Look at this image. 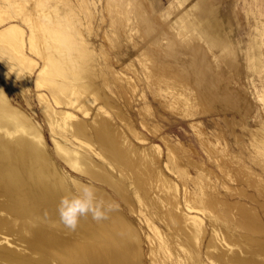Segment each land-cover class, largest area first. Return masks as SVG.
<instances>
[{
	"label": "bare ground",
	"instance_id": "bare-ground-1",
	"mask_svg": "<svg viewBox=\"0 0 264 264\" xmlns=\"http://www.w3.org/2000/svg\"><path fill=\"white\" fill-rule=\"evenodd\" d=\"M57 1L58 0H55L53 5H51V3L48 5H51V8H56L54 10H57ZM179 1L182 2V4L187 3L188 5L187 7L183 8L182 11L176 13V15L171 12L173 14L171 18L172 24L174 23L173 26L176 27L179 32L186 35L185 37L193 38L196 36V38H199L206 44L212 55L215 57L216 65L220 68L218 72H220L223 78V83H219V85L227 83L230 75H233V79L238 77L239 81V76H243L250 79L251 82H254V74L264 71V62H262L260 58L261 50H259L260 42L257 40L258 38L256 36L251 37L247 44V48L245 49L246 51L244 54V61H242L240 60L241 58H238L239 54L237 53L233 42L227 34V29L224 26L223 21L218 17L213 5L210 3L212 1ZM36 4L44 5L43 3H40L39 0H37ZM63 4H65V2ZM69 7L71 8V6ZM140 7L141 6L139 5L138 8ZM58 8L60 9V7ZM2 9L5 10L4 8ZM73 9L68 11L64 9L66 12H62L65 13L63 17L66 15L65 18H63L65 22L61 21L62 23L64 22L65 26H69V24L72 25L75 20L74 16L78 15ZM17 10L21 16L23 15L25 20H28V36L25 38V30H23V27L16 22H11L8 25L2 27L0 29V53L14 59L16 63L19 62V64L21 63L25 66L27 63L31 62L29 57H27L22 50V47L25 45V43H27L30 50H35L39 53V55H41L40 57L43 58V65L36 73L35 83L38 85L47 84L50 93L57 104H62L59 106H68L67 104H69V102L76 103L78 102L77 100L79 98L87 100L84 97L89 93L90 95L93 93L98 98H100L101 104L97 105L94 112H90V108L87 107L89 104H78L77 108H79L82 113H86L85 115L90 116V119H80V117H78V115L72 110L61 108L54 110L48 104L49 101L46 102L47 100H44L42 103V107H44L43 110H45L44 113L48 118V126L51 128L50 134L51 139L53 140L54 151L59 156L58 158L66 165L89 177L90 182L86 183L76 177L68 175L62 166H60L52 158L51 152L49 151L44 138L42 126L39 123L33 121L30 116H28L22 109L18 107V105H13L5 93V89L0 87V264H141L139 234L134 227L135 225H133L132 221L122 211L123 206L121 204L124 203L130 212L140 213L141 207H138L134 201L135 196L142 200L141 204H145L148 214H152L149 212L154 211L155 213H153L156 215L160 213L163 215L166 214V216H168L167 218H170L175 222L178 221V223L181 225L180 228H182L187 234L186 236H188L191 241L194 240V243H196L197 247H199L203 237H201V235L206 229L202 221L203 216L201 217L199 215V212L202 211V209H206L205 206H202L203 208L200 207L202 202L205 201V198L202 195L199 196L197 193H191L186 188L187 186H183L185 187L183 198L186 204L185 206L188 208V210L184 211L182 210L184 207H179L178 188L180 186L178 187V183L174 178L169 177V175L165 173L163 166H161L159 163V158L162 153L161 145L158 142H148V144H143L147 140L144 133L134 127L133 123L131 122V118L129 119L127 115L128 113L126 114L121 104L117 102L112 95L109 93L107 94L106 91H104L103 86L109 85V81L106 79L107 77H104L106 70L103 68L104 66L100 67L94 65V57L91 58L92 55L90 57L89 47L84 46L86 40H83V45H73L74 26L69 28L70 31H63L62 33L58 32L57 17L52 16L49 11L41 10L42 13H39L40 15L36 14L37 16L35 15L36 17H33L29 15L30 13L28 14V11L24 9V6H20ZM118 10L120 9L118 8ZM53 12L55 13L56 11ZM133 12L134 11H132V13ZM138 12L140 11L138 10ZM142 12L144 11L142 10ZM60 13L61 12L59 11V14ZM120 13H122V11ZM122 16L123 17H121L119 14L117 17H115L119 26L124 24L125 18H128L127 13L126 16H124L122 13ZM23 17H21V19H23ZM138 17L140 18V21L143 20L144 24L146 22V25L143 26L145 32L152 30V26L149 24L151 21L147 23V18H145L143 14H140ZM4 19L5 18L0 17V22L4 21ZM114 25L116 26V23ZM118 25L114 28V30L115 32L118 31L116 34L117 37H120ZM58 26L61 27V25ZM76 26L77 25L75 23V27ZM123 26H125V24ZM78 30L79 29L77 28V31ZM260 32L262 38H264V28L260 29ZM77 37H79V34ZM82 39L83 38L80 40ZM118 41L119 40H117V43ZM3 44L11 45L16 50L17 54L10 55L6 48H4ZM111 45L113 47L114 44ZM196 46H198V44ZM199 47L201 46L199 45ZM197 49L200 50V48ZM199 50H197V54H194L195 56H193L196 63L202 58L203 55L202 52V55H199ZM145 52L149 53V51H144V53ZM106 54L103 53L102 55L105 59L107 58ZM116 56L119 55L117 54ZM204 56L205 54L203 57ZM203 60L205 59L203 58ZM195 62L193 64V67H195V77H185L184 79L187 81L190 79L195 83L194 89L196 92L193 90L194 93H190L189 91L185 90L186 87H184V89H180L181 87H178L179 89L176 90V94L178 95V98L180 97V101L189 102L192 98L196 99L194 97H197L198 101L199 99L205 100L202 97H205L203 96L204 93L206 95L208 93L204 91L209 89V93L210 91L213 93L211 96H214V99L220 98L223 100L224 104L228 106L230 105L232 108L233 106H238L240 103L238 102L240 100L238 98L239 96H237L238 94L233 92L234 90L228 91L227 88L224 87H222V89H225L223 92H221L222 90L215 87V92L214 89H212L213 81L211 78L208 79L207 77H202V73L198 71V68L201 67H198L197 65L204 64V61L201 59L202 64L197 65H195ZM107 64L108 63H106V65ZM127 65L130 69H132V63H128ZM204 65L202 67L205 69ZM11 66L13 70L17 71L18 73L20 67L17 65ZM109 66L105 68L108 69ZM148 66L150 67V65ZM163 66L167 65L164 64ZM207 66L209 68L208 62ZM177 67L181 74L185 72L184 68H180L179 65ZM29 69H31V67ZM134 69L135 67L132 70L138 76V73ZM109 70L113 76V79L116 80L118 84H120L122 90H135L137 87L136 83L133 79L129 78V75H126L128 76L126 77L125 73H123V75L122 72L112 69L111 67H109ZM168 72L169 71H167V73ZM98 74H101L104 78V83L101 82V85L95 81V78L98 76ZM162 74L161 76L159 74L158 75L163 78L164 76H162ZM149 75H151V73H149ZM261 79V91H264V78ZM164 80L162 81L164 82ZM184 85H186V83ZM191 88H193L192 85ZM60 92L65 93L66 96L64 97H68V99L65 98L67 102H65V100H63L64 102L61 100V95L59 94ZM80 93H85V96L81 95L84 97H79L78 94L80 95ZM95 95L93 97H95ZM192 95H194V97H192ZM91 98L92 97H90V100L92 101ZM262 98H264V95H262ZM90 100H87V102ZM178 100L179 99H177V101ZM172 101H174V99ZM170 105H172V103ZM243 105L244 104L242 103V106ZM174 107L178 108L181 106L179 104L178 106ZM144 109L146 110L148 107H144ZM182 109L179 111V108L177 111L182 114L184 113ZM115 116L119 118L121 122H123L126 129L122 128L114 120ZM141 122L143 125L145 124L144 119H142ZM145 125L147 126V124ZM126 130H128V132L141 144L134 142ZM250 134L253 145L257 147L258 150L264 152V120H259V125L255 129H251ZM161 138H163L162 140L166 143V152L164 151L165 161L163 165L173 172H176L177 175L181 174V176H183V173L186 170H184L185 164L180 161L182 158L176 156V150L174 151L175 148L173 149L171 143H169L164 137L161 136ZM205 145L207 146V143H205ZM187 147L188 146L185 148ZM91 152L99 156L101 159H95ZM257 153L259 157L262 155H260L259 152ZM261 157H264V155ZM261 159L262 158L259 160ZM196 163L198 164L197 161ZM261 163L264 162L261 161ZM114 165L120 169V176L116 173V171L113 172ZM200 165H198V169ZM260 166H264V164H260ZM109 167H112V170ZM124 170H126V174H124L125 172H121ZM254 175L256 176V179L260 180V177H258L259 175ZM95 182L99 184H95ZM84 184L93 185L97 191L98 197L103 198L105 201L115 202L118 205V208L110 213L107 220L96 222L89 216L88 218H82L77 228L75 230H71L66 228L59 221L57 207L62 196L77 192ZM153 185H156L157 190L160 191L156 198L158 201L162 202L165 207H167V210L164 213V210H161L158 207H153L152 203L154 204V202H150V195L149 198L147 194L145 195L147 190H151ZM141 188L144 189V194L139 192ZM156 192L154 193L156 194ZM117 197L121 202L117 199ZM154 197L155 196L153 194L152 199H154ZM222 205V208H228L230 204L226 201H222ZM155 208H157V210H155ZM227 208L225 209L227 210ZM205 212L206 211H204V213ZM141 213L143 212L141 211ZM211 215L213 216V214ZM236 215L234 216L235 218ZM240 215V218H237L239 220L238 224L236 225L238 229L231 225L232 223L230 224L228 221H226L225 218H227V216L221 215L223 221L222 225H219V227L222 226L224 230L219 229L220 231L216 230L218 227H216L214 224V218L217 220L219 217L217 218L214 215V218L211 217L208 219V221H210L213 226L210 223L212 230H210L209 237L205 242L204 252L211 254L210 249H218V246L215 245V242L220 241V244L222 242L225 246V251L220 255H213L214 253H212L213 258L217 260L216 262H221L222 264H264V238H259L261 233L258 235V237H256L253 233L256 231L264 233V226H262L264 224H261L259 221L260 219L257 217L256 211L250 209L248 206H241ZM218 216H220V214ZM144 219L146 220V224H148L149 218L145 215ZM151 222L149 224L151 227L150 229L157 234H160L161 232L159 227L157 228L158 225L155 226V222H152V224ZM175 222L172 224L175 225ZM176 229L178 230V228ZM165 234L166 233L164 232V235ZM174 235L172 234V236ZM177 237H179L178 234ZM158 238L160 239L159 242H161L159 243V246H161L160 251H169L170 246L167 241L170 240H166L162 236V233L160 236L158 235ZM170 242L172 243V241ZM173 246L172 249L174 248ZM184 247L186 248V245ZM237 247H239L238 250L235 249ZM175 251H177V249H175ZM182 251L183 249L181 252ZM211 251L214 252V250ZM188 252L189 256L191 257L190 259L195 257L194 253L191 252V249H189ZM156 253L153 255H156ZM177 253L179 252L177 251ZM182 253L185 254L184 251ZM209 254L206 255L210 256ZM181 256L179 257H184ZM189 256L185 255V258H189ZM162 259L163 257L160 258V260ZM210 260H212V257ZM171 263H173V261ZM173 264H182V262L176 260ZM194 264H199L198 260H196V263Z\"/></svg>",
	"mask_w": 264,
	"mask_h": 264
},
{
	"label": "rangeland",
	"instance_id": "rangeland-1",
	"mask_svg": "<svg viewBox=\"0 0 264 264\" xmlns=\"http://www.w3.org/2000/svg\"><path fill=\"white\" fill-rule=\"evenodd\" d=\"M39 1L40 3H43L45 7L42 4L37 5L36 4L37 0H17V1L0 0V10H1L0 17L5 18L4 21L0 22V29L11 22H16L23 27V30H25L24 31L25 38H27L29 33V24H28V20L27 19L25 20L23 15L21 16V14L18 13L17 9H19L20 6L21 7L24 6V9L28 11V14L30 13L29 15L33 17L40 15L43 10L49 11L52 16L57 17V31L60 33H62L63 31H70L69 28H72L74 26L72 44L75 46L83 45V40H86L84 46L89 47L90 57L91 55H92L91 58L94 57V61H93L94 65L100 67L104 66L103 68L106 70L104 77L105 78L107 77L106 79H108L109 85L103 86L104 91H106L107 94L109 93L110 95H112L114 99L121 104L126 114L128 113L127 115L129 119L131 118L132 121L131 120L130 121L133 123L134 127L144 133L147 140L143 144H148V142L149 143L158 142L161 145L162 153L159 158L160 159L159 163L161 166H163L165 173L169 175V177L174 178L178 183V187L180 186L178 188L179 189L178 192L180 193V195L178 193V200L180 204L179 207L180 208L181 206L182 208L184 207L182 209L184 211L188 210V208L185 206L186 204L183 198L184 188L186 186H187L186 188L191 193L193 192L197 193L199 196L202 195L205 198V201L202 202L200 207L205 206L207 210L202 209V211L199 212V215L201 217L203 216L202 221L206 229L203 231L201 235V237L202 236L203 237L201 239L199 247H197L196 243H194V240L191 241V239L188 236H186L187 234L182 228H180L181 225L180 223H178V221L175 222L174 220L167 218L168 216H166V214L163 215L162 213L157 214L158 215L157 216L156 214H154L155 213L154 211H153L154 213L149 212L152 214H148V210L146 209L145 204H141L142 200L138 199L136 196L134 197V201L136 202L138 207H141V211L143 212L141 213L140 211L141 214L130 212L126 208L124 203H121L123 206L122 211L132 221L133 225H135L134 227L136 228L139 234L140 249H141V264H152V263L173 264L176 260L181 261L182 264H187L188 261L190 264L192 263L194 264L196 263V260H198L199 264H203V263L222 264L221 262H216L217 260H215V258H213L212 256V253H214L213 255H220L221 253H224L225 246L223 245L222 242L221 244L220 241L215 242V245L218 246V247L216 246L218 249L211 248L210 249L211 254L204 252L205 242L208 239L210 230H212L211 227L213 226L212 223L208 221L209 218L211 217L214 218L215 216L217 218L219 217L217 220L216 218H214L215 219L214 224L216 227H218L216 230L219 229L224 230L222 226L219 227V225H222V221H223L221 215L227 216V218H225L226 221H228L230 224L232 223L231 225L236 227V225L239 222L238 220L240 218L239 216H241L240 215L241 206H248L250 207V209L256 211L257 217L260 219L259 221L261 222V224H264V194H262L264 193V166H260V164H264L261 163V161L264 162V160H262L264 159V157H261L262 155H264V152L258 150V148L253 145V141H251V134H250L251 129H255L259 125V120L260 121L264 120V98H262V95H264V91H261L262 89L261 78H264V76H262L264 75V71L260 70L262 71L261 73L254 74L255 78H254V82L252 81L253 83L251 82L250 79L245 78L243 76H239L240 77V81H239L238 77H235V79H233V75L230 76L228 75L229 78L227 83L219 85V83H223L222 82L223 78L220 72H218L220 68L216 65L215 57L212 55L206 44L199 38H196V36H194L193 38L185 37L186 35L179 32L177 28L173 26L174 23L172 24L171 18L173 14L176 15V13L182 11L183 8L187 7L188 5L187 3L182 4V2H180L179 0H114V1L109 0V2L108 0H64V1L58 0L57 10L59 9L58 7H60L58 12L57 10H54L56 8L54 7L51 8L52 7L51 5H53L55 0L52 1L39 0ZM209 1H212L210 3L213 5V8L215 9L218 17L221 18V20L223 21L224 26L227 29V34L230 37L231 41L233 42V45L235 46L237 53L239 54L238 58L239 59L241 58L240 60L244 61V54L246 51L245 49L247 48V44L251 39V37L256 36L258 38L257 40L260 42V46H259V50H261L260 58L262 62H264V38H262L260 34L261 33L260 29L264 28V0H209ZM64 2L65 4H63ZM50 3L51 5H48ZM60 3L62 6L60 5ZM117 5L120 6L118 7ZM139 5L141 6L140 7L141 9L138 8ZM69 6H71V8ZM113 7L116 8L114 9ZM2 8H4L5 10H3ZM48 8L51 9L49 10ZM69 8L71 10L74 8L73 10L77 12L79 16L78 15L74 16L75 17L74 19L76 21L74 20L72 25L69 24V26L68 25L65 26L64 25L65 21L63 18H65L66 15L63 17L65 13L62 12H66L70 10ZM118 8L120 10H118ZM137 9L140 12H138ZM142 10L144 12H142ZM53 11L56 12L54 13ZM59 11L61 12L60 14ZM121 11L124 16H126V13L128 16V18L127 19L125 18L124 21L125 26H123L124 24H121V26H119L115 19V17H117L119 14L121 15V17H123L122 13H120ZM132 11L134 12L132 13ZM137 14L138 16L140 14H143L145 18H147L146 19L147 23L151 21L149 22V24L150 26H152L151 27L152 30L145 32L143 26L146 25V22L144 21L145 24L143 23V20H141L142 21L141 22ZM21 17H23V19H21ZM61 21L64 22L62 23ZM75 23L77 25L76 27H75ZM115 23L116 26L117 25L119 26L118 30L120 37H117L116 33L118 31L115 32L114 30V28L116 27L114 25ZM58 25H61V27ZM122 26L124 29L122 28ZM77 28L79 29L78 31ZM78 34L79 37H77ZM81 38L83 39L80 40ZM117 40H119L120 42L118 41L117 43ZM111 44H114L113 47ZM197 44L198 46H196ZM5 45L6 44H3L4 48H6V50L9 52L10 55L17 54L16 50L11 45H6V46ZM199 45L201 47H199ZM28 47L29 45L27 43H25V45L22 47L23 53L26 54V56L29 57V59L31 60V62H29L30 64L27 63L25 65L26 67L21 63L19 64V62L16 63L14 59L8 57L7 55L0 53V87L5 89L4 91L13 105L15 106L18 105V107L22 109L28 116H30L33 121L39 123L42 126L44 138L47 147L51 152L52 158L60 166H62L64 171H66L68 175L76 177L82 180L83 182L89 183L90 182L89 177L72 169L58 158L59 156L56 154V152L53 149L54 148L53 140L51 139V134H50L51 128L48 126L49 124L47 121L48 118L47 115L44 113L45 110H43L44 107H42V103L44 100L45 101L47 100L46 102L49 101L48 104L54 110L60 108L68 109L75 112L78 115V117H80V119H84V118L90 119V116L85 115L86 113H82V111L79 108H77V105L82 103H86V105L89 104L87 107L90 108V112L91 111L94 112L97 105L101 104V99L98 98L93 93L91 95L89 93L87 96H85V93L84 94L80 93V95L78 94L79 97L85 96L84 98L87 100H90V97H92L91 98L92 101L90 100L89 102H87V100H83L82 98L81 99L79 98L77 100L78 102L76 103L69 102V104H67L68 106H59L62 104H57L52 94L50 93L47 84L38 85L35 83L36 73L38 72V69H40V67L43 65V58L40 57L41 55H39L38 52H36L33 49H31L33 50L31 51ZM197 48H200V50ZM201 48L204 50H202ZM197 50L200 51V53L198 52L199 55L205 54L204 57L202 55L201 59L202 61H204L203 63L206 65L202 64L201 59L198 60L197 63L194 61L193 56L197 54ZM144 51H149L150 54L152 53L151 56L148 52L144 53ZM103 53L105 54L107 53L106 59L102 56ZM117 54L119 56H116ZM197 57H201V56H197ZM203 58L205 60H203ZM127 62L132 63V69L135 67L134 70L138 73V76L140 78L134 73L132 69L128 67ZM194 62L196 63L195 65L202 64V65H197L198 67L199 66L201 67L198 68L199 69L198 71L202 73L201 74L202 77L204 78L207 77L208 79L211 78V80L213 81L212 89L216 87L217 89L222 90L221 92L225 90L222 89V87L227 88L228 91L234 90L233 92H236L238 94L237 96H239L238 98L240 100L238 102H240L239 104L241 106L238 104V106L235 107L233 106L232 108V106L230 105L228 106L224 104L223 100H221L220 98L214 99V96H211L213 95V93L210 91L211 93L210 94L209 89L204 91L207 92L208 94L206 95L204 93L203 95L207 98V100L205 97H202L206 101L200 99L198 101L197 97H194V95H192V97L196 99L192 98L193 101L191 99L189 102H185V101L181 102L180 97L178 98V95L176 94L177 89H179L180 87H181L180 89H184V87H186L185 90L189 91L190 93L192 92L194 93L195 91L194 89L195 83L192 82L190 79H188V81L184 79L185 77L186 78L192 76L195 77L194 74L195 67H193ZM207 62L209 64V68L207 66ZM106 63L108 64L106 65ZM164 64H166L167 66H163ZM11 65H15V66L17 65L20 67L18 73L17 71L13 70ZM148 65H150V67L152 68H150ZM178 65L180 66V68L185 69V72L183 74L180 73L177 67ZM203 65L205 66V69L204 67H202ZM107 66L111 67L112 69L119 70L120 72H122V74L125 73V76L129 75L130 76L129 78L133 79L134 82L136 83L137 87L135 88V90H128V91L126 90L127 92L122 90L120 84H118L117 81L113 79L109 67L108 69L105 68ZM30 67L31 69H29ZM161 71L163 72V74ZM167 71L169 72L167 73ZM149 73H151V75H149ZM158 74L160 76L162 74V76L164 77L161 78ZM162 80H164V82ZM95 81L96 83L101 85V82L104 83V78L101 74H98V76H96L95 78ZM175 83L176 84L178 83L177 88ZM185 83L186 85H184ZM191 85L193 88H191ZM215 89L214 91L216 92ZM59 94L61 95L60 97L61 100L62 101L65 100V102H67L65 98L68 99V97H64L66 96L65 93L60 92ZM94 95L95 97H93ZM173 99L174 101H172ZM177 99L179 100L177 101ZM82 101H86V102H82ZM177 102L180 104L181 107L178 108L174 107L179 105ZM171 103L172 105L173 104L175 105L172 106L170 105ZM242 103L244 104L243 106ZM144 107H148V109L145 110ZM181 109L184 111V113L182 114L177 111V110L181 111ZM144 111L146 114L144 113ZM142 119H144L145 124H147V126L145 124L144 125L142 124L141 122ZM114 120L122 128L126 129L123 122H121L119 118L115 116ZM126 131L128 132V130ZM128 134L131 136L134 142H136L137 144H141L129 132ZM161 136L164 137L169 143H171L173 149L175 148L174 151L176 150L175 151L176 156L182 158L179 159L181 162L185 164L184 170H186L188 173L184 171L183 176H181V174L177 175L176 172H173L172 170H170L169 168L163 165L165 161L164 153L166 152V148H165L166 143L165 141L162 140L163 138H161ZM205 143H207V146L205 145ZM186 146L188 147L185 148ZM192 147L195 151L192 149ZM257 152H259V154L262 155L259 157ZM92 154L95 159L98 160L101 159L99 156L95 155L94 153ZM252 154L253 155L255 154L257 157L255 155L253 156ZM258 157L259 159L260 158L262 159L257 160ZM196 161L198 162V164L196 163ZM198 165H200L199 169H198ZM110 169L112 170V167ZM113 169H114L113 172L116 171V173L119 174L120 176L119 173L120 169L116 165H114ZM125 171L126 170L121 172L124 173ZM126 173L127 172H125L124 174ZM254 174H256L257 176L259 175L258 177H260V180L256 179V176ZM95 184H99V183L95 182ZM155 188L156 185H153L151 190H147L145 195L147 194L148 198L150 195L149 200L151 199L150 202H154V204L152 203L153 207H158L161 210H164L163 211L164 213L166 212L167 207H165V205L162 202L158 201V199L156 198L157 194H159L160 191L157 190V188L155 190ZM153 191L154 192L157 191L156 194ZM139 192L144 194V189L141 188ZM153 194L155 196L154 199H152ZM117 199L119 200L118 197ZM222 201H226L227 203L230 204L228 206L229 209L227 207H225L227 208V210L225 208H222L223 206ZM155 203L156 204L158 203L157 204L158 206ZM155 210H157V208H155ZM204 211L206 212L204 213ZM211 214H213V216ZM219 214L220 216H218ZM145 215L150 219V221L148 219L149 222L148 224H146V220L144 219ZM235 215L236 218L234 217ZM151 221L153 223L155 222L154 223L155 226L158 225L157 228L159 227L162 236L166 240L172 241V243L170 241H167L170 246L169 251L166 252L160 251L161 246H159L160 245L159 243L161 242H159L160 237L158 238V235L160 236L161 233L157 234L156 232L150 229L151 227L149 224ZM173 222H175V225L172 224ZM210 223L212 226L210 225ZM175 227L178 228V230ZM236 229H238V227H236ZM164 232L166 233L165 234L166 236L164 235ZM155 233L157 236L155 235ZM253 233L256 237H258V235L261 233L262 235L260 234L259 238L260 239L264 238V233L262 232L256 231ZM172 234L174 236H172ZM177 234L179 235V237H177ZM168 235L171 236L169 237ZM149 240L151 241V243ZM186 243H188L190 246ZM185 245L186 248L184 247ZM172 246L174 247L173 249ZM181 248L183 249L185 254L182 253L183 251L181 252L182 250ZM175 249H177V251L180 254L177 253ZM189 249H191V252L194 253L195 255V257H193L192 259H190L191 257L189 256V252H188ZM235 249L238 250L239 247ZM211 250H214V252ZM155 253L156 255H153ZM196 253L199 257L196 255ZM205 253L209 254L210 256H207ZM185 255L189 256V258L188 257L185 258ZM179 256L181 257L184 256V257L180 258ZM159 257L160 258L163 257V259L160 260ZM211 257L212 260H210ZM189 259L193 261L191 262ZM163 260L166 262H164ZM172 261L173 263H171Z\"/></svg>",
	"mask_w": 264,
	"mask_h": 264
},
{
	"label": "clouds",
	"instance_id": "clouds-1",
	"mask_svg": "<svg viewBox=\"0 0 264 264\" xmlns=\"http://www.w3.org/2000/svg\"><path fill=\"white\" fill-rule=\"evenodd\" d=\"M118 205L98 197L95 187L84 184L75 192L61 197L57 213L59 221L68 229L75 230L82 218L91 217L96 222L107 220Z\"/></svg>",
	"mask_w": 264,
	"mask_h": 264
}]
</instances>
